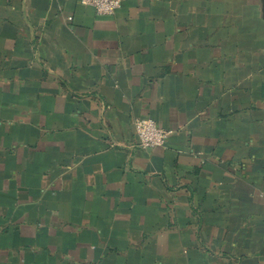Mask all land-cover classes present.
I'll return each instance as SVG.
<instances>
[{"label":"crops","instance_id":"crops-1","mask_svg":"<svg viewBox=\"0 0 264 264\" xmlns=\"http://www.w3.org/2000/svg\"><path fill=\"white\" fill-rule=\"evenodd\" d=\"M263 1L0 0V264H264Z\"/></svg>","mask_w":264,"mask_h":264},{"label":"built area","instance_id":"built-area-1","mask_svg":"<svg viewBox=\"0 0 264 264\" xmlns=\"http://www.w3.org/2000/svg\"><path fill=\"white\" fill-rule=\"evenodd\" d=\"M80 2L93 6L100 15H112L121 5V0H80ZM134 126L139 144L144 148H156L164 145L170 134L168 129L149 117H137Z\"/></svg>","mask_w":264,"mask_h":264},{"label":"flooded vegetation","instance_id":"flooded-vegetation-1","mask_svg":"<svg viewBox=\"0 0 264 264\" xmlns=\"http://www.w3.org/2000/svg\"><path fill=\"white\" fill-rule=\"evenodd\" d=\"M263 4H264V1H263Z\"/></svg>","mask_w":264,"mask_h":264}]
</instances>
